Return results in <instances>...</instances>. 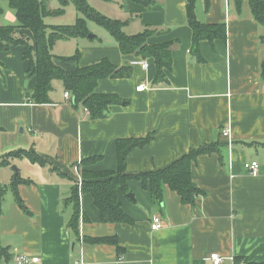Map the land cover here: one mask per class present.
<instances>
[{"label": "crops", "instance_id": "obj_1", "mask_svg": "<svg viewBox=\"0 0 264 264\" xmlns=\"http://www.w3.org/2000/svg\"><path fill=\"white\" fill-rule=\"evenodd\" d=\"M103 1L111 5L114 18L126 21L127 34L149 27L157 31L147 40L150 46L172 42V67L165 72L166 81L154 83L153 58L121 53L116 40L93 44V36L92 43L78 49L81 66L105 58L131 69L129 76L98 81L97 93H114L124 102L111 105L107 117L93 119L83 103L74 105L64 97L61 82L52 83L48 104L30 102L28 92L37 79L28 70L25 46L0 51V156L34 149L51 163L15 158L1 169L2 183L3 176L10 178L7 185L15 177L14 164L31 181L17 189L30 212L16 203L12 190L7 192L0 243L12 258L25 253L33 264H214L212 253H219L222 264H264V26L254 19L247 0L241 8L235 0H196L198 20L226 23L228 35L227 41L202 40L199 59L190 51L187 0H154L148 6ZM7 17L17 25L15 11ZM18 34L33 36L22 27ZM138 59L146 60L148 68L133 63ZM140 84L146 88L137 91ZM224 130H230L227 136ZM147 136L150 143L127 156L126 170L132 175L165 168L201 144L222 143L192 165V180L204 194L195 205L184 204L166 186L159 204L140 181L131 179L130 193H118L123 211L134 220L124 224L104 222L92 195L81 193V213L88 219L81 215L78 239L69 227L72 205L64 200L74 182L83 180L81 162L98 156L85 168L117 170L116 141ZM247 161L258 162V175L249 173ZM6 169L11 171L3 174ZM157 215L162 228L152 231ZM83 236L116 237L120 248L85 242Z\"/></svg>", "mask_w": 264, "mask_h": 264}, {"label": "trees", "instance_id": "obj_2", "mask_svg": "<svg viewBox=\"0 0 264 264\" xmlns=\"http://www.w3.org/2000/svg\"><path fill=\"white\" fill-rule=\"evenodd\" d=\"M144 6L151 5L154 0H131ZM250 5L254 19L258 20L264 26V0H247ZM9 7L15 11L18 23L14 25L0 26V51L17 46H25V59L29 60V72L36 76V86L33 91L28 92V100L32 103L48 104L51 102L50 93L54 89L53 81L58 80L64 85L65 91L71 94L74 105L80 102L85 105L94 118H105L111 105L121 104L124 102L117 94L114 93H97L96 87L100 79L108 77L122 78L131 75V69L128 67H117L109 59H102L94 62L89 66H81L80 51L74 55H57L53 54L51 49L56 42L62 39L77 37H87L89 29L86 24L87 20L94 21L109 31L115 38L121 53L140 55L144 59L153 58L156 74L153 78L154 83L166 81V70L172 66V42L164 44H154L150 46L147 40L156 33V29L147 27L143 31L129 35L124 31L125 20L102 14L98 9L90 6L87 0H59L61 7L50 10L47 7L48 0H8ZM243 0H235L238 8H241ZM72 3L81 15L75 22V25H49L45 23L47 16L62 15L65 13V7ZM208 3V0L206 1ZM196 0H187V15L189 25L192 29V47L193 52L199 59H202L200 43L202 40H212L220 38L227 41L226 23L206 24L198 20L196 16ZM0 5V15L3 13ZM22 27L32 32V38L23 34L17 35V28ZM264 43V36L261 38ZM1 66V62H0ZM261 76L264 79V57L261 60ZM151 137L147 136L140 139H118L117 142V170L111 171H90L85 167L94 164L99 160L98 156L84 159L81 162L83 180L81 185L75 181L71 187L72 191L64 203L72 205L73 213L69 221V227L73 233L80 238L79 225L80 217L88 219L81 213L80 196L81 193H90L94 203L100 210L102 220L106 223H124L132 224L133 219L123 211L122 204L118 200L119 190L130 193L128 181L131 179L138 180L143 187L150 190L155 202L162 204L164 201L165 187L176 191L184 204L195 205L196 199L204 194L192 180V165L202 154H211L218 151L222 146L221 142L204 143L197 148H191L182 158L175 160L169 166L157 169L151 172H143L138 175H132L127 172L128 154L135 148L143 147L149 144ZM27 158L33 163H39L42 166H51V163L42 157L34 149H21L11 151L0 156V171L2 168L12 164L11 159ZM56 168V167H55ZM61 175L66 176L62 172ZM22 175H15L10 185L2 183L0 175V213L3 210V203L7 192H14L15 200L26 212H30L27 205L21 199L18 185L21 182H30ZM83 241L89 243H107L116 244V237H97L92 238L83 236ZM117 247H119L117 245ZM120 248V247H119ZM12 258L10 250L0 243V261L7 262Z\"/></svg>", "mask_w": 264, "mask_h": 264}, {"label": "rangeland", "instance_id": "obj_3", "mask_svg": "<svg viewBox=\"0 0 264 264\" xmlns=\"http://www.w3.org/2000/svg\"><path fill=\"white\" fill-rule=\"evenodd\" d=\"M87 1H88L90 6L94 7L95 9H98L102 14H105V15L108 14L111 17H113L111 9L108 7L111 5H108V4L104 5L105 2L103 0H87ZM0 4L2 6H5L4 12L2 13V15H0V23L1 24H10L9 20L6 18H8L7 17L8 11H13V10L9 7L8 0H0ZM47 7L50 10H55V9H58L59 7H61V5H60L59 0H48ZM112 7L114 8V10L116 9L115 8L116 6H112ZM7 9H8V11H7ZM65 9H66L65 13H63L62 15L47 16V18H45V23L49 24V25H62V24H64V25H75L77 18L79 16H83V15H81V13L77 9H75V7L72 3H69L65 7ZM16 20H17V18H16ZM16 22L18 23V20ZM86 24H87L88 29H89V34L87 37H77V38L59 40L58 42H56L54 47L51 49L52 53L57 54V55H63V54L74 55V53L76 51H78L79 47L82 44L92 43L93 39L91 40L89 38V36L92 34L94 36H97V38H94L95 42H93V44H98L100 41L106 43L107 39H109L110 42L115 43V41H114L115 38H113L111 36V34L109 33L108 30H106L105 28H103L99 24H96L94 21H91V20H87ZM53 82L54 83H60V81H58V80H54ZM14 165H12L11 167H13ZM15 166H17V165H15ZM8 169H10V168H8ZM8 169L3 171L4 172L3 174H6L7 171L8 172L11 171ZM9 179L10 178L7 175L3 176V181H4L3 184L7 185L6 181L8 182Z\"/></svg>", "mask_w": 264, "mask_h": 264}, {"label": "built area", "instance_id": "obj_4", "mask_svg": "<svg viewBox=\"0 0 264 264\" xmlns=\"http://www.w3.org/2000/svg\"><path fill=\"white\" fill-rule=\"evenodd\" d=\"M134 64H140L143 68H148V62L146 60H142V59H138L136 61L133 62ZM146 88L145 84H140L137 87V91L138 90H144ZM64 97L66 99H70L71 98V94L69 91H65L64 93ZM230 130H224L223 134L225 136H227L229 134ZM245 167L246 169L249 170V173L253 176H256L259 174V164L257 161H247L245 162ZM82 179L79 180V185H81ZM162 228V217L157 215L153 218L152 222H151V230L152 231H157L158 229ZM210 259L213 260L214 264H222L223 259L222 257L219 255V253H212L210 255ZM0 264H33L32 259L30 256H28L27 254L23 253L20 255H16L14 256L12 259L8 260L7 262H0Z\"/></svg>", "mask_w": 264, "mask_h": 264}, {"label": "water", "instance_id": "obj_5", "mask_svg": "<svg viewBox=\"0 0 264 264\" xmlns=\"http://www.w3.org/2000/svg\"><path fill=\"white\" fill-rule=\"evenodd\" d=\"M93 36H94V35L92 34V35L89 36V38L92 39ZM13 169H14V171H15V175L18 176V168L14 165V166H13Z\"/></svg>", "mask_w": 264, "mask_h": 264}]
</instances>
